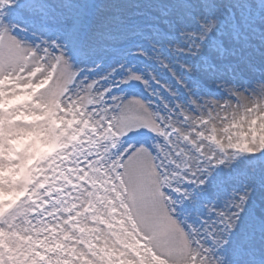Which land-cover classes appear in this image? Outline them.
I'll return each instance as SVG.
<instances>
[{"label":"snow or ice","instance_id":"6c2138e0","mask_svg":"<svg viewBox=\"0 0 264 264\" xmlns=\"http://www.w3.org/2000/svg\"><path fill=\"white\" fill-rule=\"evenodd\" d=\"M0 264H264V0H0Z\"/></svg>","mask_w":264,"mask_h":264}]
</instances>
